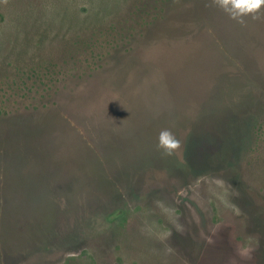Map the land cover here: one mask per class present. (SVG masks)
I'll list each match as a JSON object with an SVG mask.
<instances>
[{
	"label": "rangeland",
	"instance_id": "1",
	"mask_svg": "<svg viewBox=\"0 0 264 264\" xmlns=\"http://www.w3.org/2000/svg\"><path fill=\"white\" fill-rule=\"evenodd\" d=\"M0 264H264V5L0 0Z\"/></svg>",
	"mask_w": 264,
	"mask_h": 264
},
{
	"label": "clouds",
	"instance_id": "2",
	"mask_svg": "<svg viewBox=\"0 0 264 264\" xmlns=\"http://www.w3.org/2000/svg\"><path fill=\"white\" fill-rule=\"evenodd\" d=\"M219 3L226 9L230 6L234 15H240L256 12L262 5H264V0H219ZM169 135V133L162 134L161 143L170 148L177 147V143H170L168 139Z\"/></svg>",
	"mask_w": 264,
	"mask_h": 264
}]
</instances>
